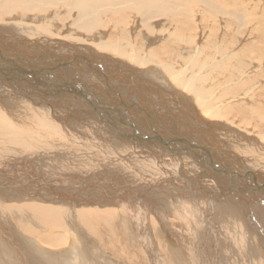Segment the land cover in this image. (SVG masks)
<instances>
[{
    "label": "bare ground",
    "instance_id": "obj_1",
    "mask_svg": "<svg viewBox=\"0 0 264 264\" xmlns=\"http://www.w3.org/2000/svg\"><path fill=\"white\" fill-rule=\"evenodd\" d=\"M202 4L201 0H0V157H23L26 161L23 160L21 170L31 169L32 172H36L40 168L52 169V172L53 170L56 174L61 172L70 179L72 178L70 174L77 176L75 183H81V185L86 182L90 184L92 180L99 184L113 181L115 176L119 177L120 174L124 176L123 168L119 167L121 162L127 161L131 169L140 160H145L143 165L141 161L139 162L141 172H146L142 176H140L141 173L139 175L143 182L137 181L134 186L138 190L142 185L147 187L141 189L151 197L149 210L133 208L134 205L129 200L135 196L129 193L132 188L130 185L131 188L126 187L120 192H112V189L108 190V188L100 190V188V192L89 189L87 192L84 191L86 194H82L84 189H81L82 191L78 193L79 198L76 199H85L80 204L87 207L89 205L90 208L84 207L76 213V218L86 228H89L93 236L106 234L108 238L109 235L116 243L115 249H111L115 253L118 251V257L120 253H123L128 260L131 258L133 261L142 262L145 257L134 244L136 239H134L133 232L135 231H132L130 227V218L127 213L131 214L136 224L144 225L146 224L144 219L147 222L152 219V224L149 223L153 229L154 235L152 236H155L156 241L159 240L160 247L164 249L166 264H188V257L184 255L186 254L184 252L189 250L188 244H185L187 250L183 251V249L180 250L179 239L162 242L161 232L164 230L160 231L162 226L157 228L154 221L164 224L173 232L178 231L177 227L181 225L189 232L196 231L203 237L206 233L208 234V231L201 228L202 225L200 226L199 222L201 215L210 212L211 220L208 224L212 227L210 229L214 234L220 235L218 236L219 248H222L220 251L226 254V260L229 261H226V264H264V130L258 133L255 130L257 126L254 124V121L259 125L264 124V111L250 102H248L250 107L246 103L243 104L249 109L240 105L236 111L223 102L215 105L216 101L212 102V99L221 98L218 97L221 92L213 93L214 90L216 91L213 84H216L217 80L209 79L207 74L203 75L204 78L197 76L204 66L200 67L201 64L196 61L194 62L199 67L196 68L195 75L201 78L202 82L194 77V74L186 80L177 74H173L177 76L173 78L174 80L170 76L166 79L167 83L172 79L176 83L174 88L178 91L179 88L182 91L186 89L188 91L186 95L191 96L185 102L180 101L182 97L177 100L173 94L166 91L171 87L164 86L162 81H158L159 83L153 81V75L161 73L162 69L166 73L171 72L169 65L167 67L162 64L164 67L161 69L150 66L154 63L152 62L153 56L156 57V61L157 56H160L157 52L159 49L148 52V49H138L143 48L141 44L133 45L132 38L136 37L140 31L141 36L151 41V34L160 31L159 35L161 33L165 35L166 29H169L166 26L175 22V26L180 25L178 29L184 34L176 31V33L170 32L169 36H176L174 39L178 40L175 41L177 42L176 47L173 45L175 51L171 53H178L183 57V54L188 53L187 47H184L185 43L194 40L188 33L193 30V24L196 26L198 23L199 29L203 30L201 29L204 25L203 15L200 14L199 22L194 21L195 5L199 10V5ZM199 12L202 13L201 10ZM183 25L185 28L182 30ZM223 26H225L224 23ZM138 28L141 30L138 31ZM228 31L230 33V29ZM212 35L214 34L211 33V38H213ZM161 37L158 42L162 40ZM138 39L137 41H140ZM209 40L211 39L207 41ZM143 41L145 39L140 43L144 44ZM155 41L150 43V46H153ZM159 43L162 45V42ZM209 45L212 47L211 42ZM168 47L162 48L165 55L170 54ZM143 50L145 51L142 53ZM226 53L218 48L214 49V52H209L210 55L208 54L205 62L209 63L208 61L217 55L233 62L235 57L232 55L229 57ZM173 64L171 63V66ZM219 64L221 63L218 62L217 69ZM192 68L195 70V67ZM212 69L215 70V68ZM150 78L152 81L149 80ZM155 80L157 81V78ZM249 82L250 80L245 81L243 86L249 88ZM226 83L229 84V82ZM224 91L230 93V90L224 89ZM47 103L53 104L52 109L54 110L60 109V106L66 109L61 108L63 112L57 114V118L54 119L55 111L51 114L53 110L51 107L50 109L46 107ZM195 108L200 112L197 110L195 112ZM251 120L254 124L252 129L249 123ZM142 156H152V159L148 157L143 159ZM9 162L0 164V170L5 172L0 174L6 175L12 170H17L15 167L9 170L6 167V163ZM12 163L18 162L15 160ZM12 163L9 164L12 165ZM134 168L138 170L136 166ZM98 170L103 171L102 173L110 171L114 177L106 179L104 175L108 173L102 175ZM28 173L27 171L26 175ZM87 174L102 176L97 177V180L79 177ZM134 176L133 178L137 177ZM9 177L0 178V222L1 219L14 220L18 227L29 234H34L38 226H42L43 229H60L67 225L65 220H68L66 215L68 209H61V203L53 206L41 203H30L21 207L9 206V202L15 198H11L10 190H8L10 195H7L8 191H5V187L10 185L9 183L16 184L10 182ZM26 178L29 179L30 176ZM69 178L66 180L68 181ZM124 178L127 177L124 176ZM122 180L123 178H120V183ZM57 182L60 181L57 180ZM162 184H165L164 187L173 188L178 197L177 202L168 200L169 198L161 193ZM44 188L36 191L42 193ZM172 188L168 193H172ZM59 191L57 189V193ZM45 192L48 197L49 192ZM39 199L42 202V199ZM78 205V202L74 204L75 207ZM74 206L71 204L70 207L74 208ZM138 215L142 218L137 217ZM150 215L152 218L149 219ZM214 223L220 229L213 228ZM12 230L15 228L12 227ZM57 231L47 232L49 234L43 235L42 239L53 247H60L71 237L73 239L68 249L65 251L62 249L61 260L55 261L50 258L45 260L50 261L47 264H118L110 260L109 254L89 255L81 250L84 247L79 245L73 235H68L67 232L66 237L64 234L56 233ZM73 232L76 233L74 230ZM82 235L80 234V239ZM210 236L213 237V233ZM146 237L144 239H147ZM38 243L40 244L39 241ZM193 244L198 245L197 255H195L198 260L197 264H209L206 242L203 241L200 244L192 241V246ZM6 250L5 246L0 245V264L12 263V257L9 256L11 254H7L9 251ZM31 250L34 251L33 248ZM54 252L57 251L50 250L46 252V256ZM30 255V253L26 254L28 258ZM123 256L122 258L125 259ZM193 259L192 257V261ZM152 260L160 264L156 254Z\"/></svg>",
    "mask_w": 264,
    "mask_h": 264
},
{
    "label": "rangeland",
    "instance_id": "obj_2",
    "mask_svg": "<svg viewBox=\"0 0 264 264\" xmlns=\"http://www.w3.org/2000/svg\"><path fill=\"white\" fill-rule=\"evenodd\" d=\"M202 2H203V4L202 5H199L200 7L198 8L199 10H201V12L202 13H200L199 12V10H197V8H196V5H195V11H196V16L194 15V21L195 22H199V19H201L200 18V14H202L203 15V19H202V21H203V23H204V25H203V27H201V29H203L202 31L199 29V27H198V23H196L197 25L195 26L194 24H193V30H191V32H188L189 34H191L190 36H192L193 38H194V40H193V42H191V41H187V44L185 43V46L184 47H187L186 49H187V52L189 53H185V54H183V57L182 56H179V54L178 53H171V52H173V51H175V48L174 47H176V44H177V42L175 43V41H178V40H176V39H174V38H176V36H169L170 35V32H173V33H181V34H184V32L183 31H181V30H179L178 28H179V26L180 25H178L177 24V26H175L176 25V23L175 22H173L171 25H167L166 27L167 28H169V29H166V33H165V35H164V33H161L160 35H159V32L160 31H156L153 35L151 34V36L150 37H152V40L151 41H148L145 37H143V36H141V34L140 33H142L140 30H141V28H138V31H140V33H138L137 35H139V36H137L136 35V37H135V41H134V37L132 38V40H133V45H135L136 46V44L138 43V45L139 44H141L142 46H143V48H138V49H148V52L150 51V50H152V51H157L158 49H159V51H157V52H159L158 54L160 55L159 57L157 56V61H156V57H154L153 56V61L152 62H154V63H151V65L150 66H155V67H157V68H163L162 67V64L163 65H166L167 67H168V65H169V68H171V72H173V73H166L165 71H163V69H162V72L161 73H158L157 75L155 74V75H153L154 77H152L154 80V82H157V83H159L158 81H162L163 82V85L165 86V85H167V87H171L170 89H166V91L167 92H169L170 94H173L176 98H177V100H180L181 99V97H182V99L180 100V101H182L183 100V102H185L186 100H187V98H191V96L189 95H186L187 94V90L186 89H183L184 91H182L181 90V88H179L180 90L178 91V89H176V88H174V86L176 85V83H174V81H172V79L173 78H176L177 76H179L180 78H183V79H185L186 80V78H190L191 76L190 75H192V76H194L195 74H196V71H197V69L196 68H198L199 66L200 67H202V66H204V69L202 70V72H200V73H198V75L197 76H201V77H203L204 78V76L207 74V76L209 75V79H211V78H213V80H217V83L215 84H213V82H212V84H213V87L216 89V91L214 90V94H218V91H219V93L221 92V94H220V96H218V97H221V98H217V97H214V98H216V99H212V102H214V101H216L215 102V105L216 104H218V103H220V102H223L224 104H227V106L228 107H230V108H233V109H235V111L236 110H238V108L240 107V105H243L244 103H246V105H249V107H250V103L252 104H255L254 106L255 107H257V106H259L260 108H262V110L264 111V0H205V2H206V4H205V2H204V0H201ZM210 1V2H209ZM189 2V1H188ZM207 3H211V4H209L210 5V7H209V5L207 4ZM207 5V7H205ZM214 7V9H213V7ZM212 7V8H211ZM216 8V9H215ZM205 9V10H204ZM209 9H211V11L209 10ZM213 9V10H212ZM220 12H219V11ZM216 11H217V14H216ZM228 11V12H227ZM214 12V13H213ZM225 13V15H224V13ZM206 13V14H205ZM199 14V15H198ZM207 14H209V16L207 15ZM227 14V15H226ZM230 14V15H229ZM216 15V16H215ZM227 16V17H226ZM231 16V17H230ZM217 17V18H216ZM228 17H230V19L228 18ZM233 17V18H232ZM235 17H237V18H235ZM214 18V19H213ZM235 18V19H234ZM242 18V19H241ZM244 18V19H243ZM210 19V20H209ZM211 19H212V21H211ZM240 19V20H239ZM223 20V21H222ZM224 20H225V22H224ZM227 20V21H226ZM245 20V21H244ZM204 21H206V22H204ZM230 21V22H229ZM211 22V23H210ZM232 22V23H231ZM214 23V24H213ZM223 23H224V25L225 26H223ZM234 23V24H233ZM246 23V24H245ZM219 24H221V26L219 25ZM227 24H228V27H227ZM233 26H231V25ZM209 25H210V27H209ZM238 25V26H237ZM249 25V26H248ZM226 27V28H225ZM185 28V26L183 25V27H182V30ZM196 28V29H195ZM233 28V29H232ZM237 28H239L240 30H238ZM171 29V30H170ZM230 29V33H229V30ZM165 30V29H164ZM168 30V31H167ZM199 30V31H198ZM226 30V31H225ZM235 30H238V31H235ZM176 31V32H175ZM198 31V32H197ZM209 31V32H208ZM235 31V32H234ZM158 32V33H157ZM161 32H164V31H162L161 30ZM169 32V33H168ZM228 32V33H227ZM238 32V33H237ZM168 33V34H167ZM211 33L212 34H214V35H212L213 36V38H211ZM224 33V34H223ZM232 33V34H231ZM242 33V34H241ZM187 34V33H186ZM157 35V36H156ZM194 35V36H193ZM221 35H223V36H221ZM231 35V36H230ZM162 36V37H161ZM216 36V37H215ZM236 36V37H235ZM138 37H139V39H140V41L141 40H144L145 39V41H143V43L144 44H142V43H140V41H137V39H138ZM160 37H161V39L162 40H159V42H162V45H161V43H159L158 42V39H160ZM173 37V38H172ZM186 37H188V36H186ZM186 37H183V38H185V39H187ZM210 37V38H209ZM234 37V38H233ZM208 40V39H211V40H209V41H207L206 39ZM222 38V39H221ZM226 38V39H225ZM230 38H231V40H230ZM138 39V40H139ZM203 39V40H202ZM215 39V40H214ZM154 40H156L155 42H154V44H153V46H150V43H152ZM197 40V41H196ZM233 40V41H232ZM170 41V42H169ZM171 41H173V42H171ZM230 41H232V42H230ZM134 42H136V43H134ZM210 42L212 43V47L209 45L210 44ZM156 43V44H155ZM169 43V44H168ZM234 44V45H233ZM173 45H175L174 47H173ZM206 45H208V46H206ZM149 46V47H148ZM159 46V47H158ZM169 46V47H168ZM213 46H217V47H213ZM168 47V49L170 50V54L169 55H165V53H163L164 52V49H166ZM195 47V48H194ZM162 48H164V49H162ZM193 48V49H192ZM208 48V49H207ZM217 48L221 51V52H228V53H226L227 55H229V57H231V55H232V57L234 56L235 57V60L233 61V62H229V60H227L226 58H224V57H222V56H219V55H217L214 59L212 58V60H210V61H208L209 63H207V62H205V60H206V58L208 59V57L207 56H209L210 54H209V52L210 53H212V52H214V49H216L217 50ZM161 49V50H160ZM196 49V50H195ZM199 49V50H198ZM190 50H191V52H190ZM203 50V51H202ZM208 50H210V51H208ZM213 50V51H212ZM228 50V51H227ZM145 50H143L142 51V53L144 52ZM151 51V52H152ZM168 51V50H167ZM198 51V52H197ZM147 52V53H148ZM150 52V53H151ZM195 52V53H194ZM218 52V51H217ZM246 52V53H245ZM163 53V54H162ZM194 53V54H193ZM204 53V54H203ZM231 53V54H230ZM140 54V53H139ZM178 54V55H177ZM209 54V55H208ZM219 54V53H218ZM186 55V56H185ZM187 55H188V57H187ZM198 55H200V56H198ZM202 55V56H201ZM177 56V57H176ZM194 56V57H193ZM171 57V58H170ZM174 57V58H173ZM181 57V58H180ZM185 57V58H184ZM190 57H192V58H190ZM236 57H237V59H236ZM245 57H247V58H245ZM159 58V59H158ZM162 58H164V60L162 59ZM166 58V59H165ZM177 58V59H176ZM187 58V59H186ZM197 58V59H196ZM204 58V59H203ZM172 61H171V60ZM184 59V60H183ZM202 59V60H201ZM218 59V60H217ZM225 59V61H223ZM167 60V61H166ZM215 60V61H214ZM220 60V61H219ZM222 60V61H221ZM164 61V62H163ZM174 61V62H173ZM194 61H196V62H199L201 65H199L198 66V64H196ZM179 62V63H178ZM189 62V63H188ZM193 62V63H192ZM205 62V63H204ZM218 62L219 63H221V65L219 66V68L217 69V67H218ZM224 62V63H223ZM156 63V65H154ZM165 63V64H164ZM171 63L174 65H172L171 66ZM178 63V64H177ZM212 63H214V64H212ZM236 63H238V64H236ZM241 63V64H240ZM183 64V65H182ZM185 64V65H184ZM177 65V66H176ZM189 65V66H188ZM194 65H196V66H194ZM217 65V66H216ZM222 65H223V67H222ZM171 66V67H170ZM187 66V67H186ZM211 68H210V67ZM232 66V67H231ZM192 67H195V70L192 68ZM208 67V68H207ZM176 70H175V69ZM207 68V69H206ZM212 68H215V70H213ZM178 70V71H177ZM183 70V71H182ZM186 71V72H185ZM205 71V72H204ZM216 71V72H215ZM175 72V73H174ZM176 72H179V73H176ZM192 72H194V73H192ZM246 72V73H245ZM165 73V74H164ZM187 73V74H186ZM214 73V74H213ZM230 73V74H229ZM234 74V75H232V74ZM170 74H172V76L170 75ZM173 74H177V76L176 75H173ZM194 74V75H193ZM241 74V75H240ZM244 74V75H243ZM159 75V76H158ZM160 75H162V76H160ZM165 75V76H164ZM185 75V76H184ZM187 75H189V76H187ZM204 75V76H203ZM229 75V76H228ZM168 76H170L172 79H171V82L170 81H168V83H167V81H166V79H167V77ZM175 76V77H174ZM230 76H232V77H230ZM243 76V77H242ZM245 76V77H244ZM249 76V77H248ZM157 78V81L155 80L156 78ZM194 77H196V75L194 76ZM233 77H235V78H233ZM240 77H242V78H240ZM197 78V77H196ZM216 78V79H215ZM164 79V80H163ZM200 82H202V79L200 78H197ZM205 79H207L206 77H205ZM228 79V80H227ZM150 81H152L151 80V78L149 79ZM174 80V79H173ZM250 80V85H249V88L248 87H246V86H243V84H245L244 82L245 81H249ZM166 81V82H165ZM233 81V82H232ZM226 82H229V84L228 83H226ZM208 83H210V82H208ZM235 84V85H234ZM204 85V84H203ZM218 85V86H217ZM216 86V87H215ZM234 86L235 88H232V87ZM223 87V88H222ZM231 87V88H230ZM241 87V88H240ZM219 88V89H218ZM206 89V88H205ZM224 89H227V90H230L229 92L230 93H226L225 91H224ZM169 90H171V91H169ZM177 90V91H176ZM232 90V91H231ZM234 90V91H233ZM174 92V93H173ZM182 93V94H181ZM233 93V94H232ZM226 94H227V96H226ZM231 94V95H230ZM235 94L237 95V96H235ZM186 97H185V96ZM224 95H225V97H226V99H225V97H224ZM234 95V96H233ZM240 97H239V96ZM184 96V97H183ZM230 96H233V97H230ZM231 98V99H229V98ZM240 99H239V98ZM249 97V98H248ZM179 98V99H178ZM228 98V99H227ZM242 98L244 99V100H242ZM247 98V99H246ZM193 100V99H192ZM196 100V99H195ZM220 100V101H219ZM170 101H172L171 99H170ZM219 101V102H218ZM239 101L241 102L240 104H239ZM244 101V102H243ZM231 102V103H230ZM248 102H250V103H248ZM189 103V102H188ZM234 103V104H233ZM181 104H183L184 105V103H182L181 102ZM237 104V105H236ZM239 104V105H238ZM262 104V105H261ZM229 105H231V106H229ZM246 105H243V106H245L244 108H247V109H249V107H247ZM52 106H53V104H46V107L48 108V109H50V107H51V109H52ZM242 106V107H243ZM263 106V107H262ZM196 107L199 109V106H197L196 105ZM60 109L62 108V109H66L64 106H60L59 107ZM60 109H57V110H54V109H52L53 111H52V113L51 114H53V112H54V119L55 118H57L56 116H58L57 114H59L60 112H63V111H61ZM198 109H196L195 108V112H196V110L197 111H199L200 112V110H198ZM60 110V111H59ZM56 114V115H55ZM240 115V114H239ZM249 116V115H248ZM249 123H251V125H250V128L252 129V127H253V125L255 124L257 127H256V131L258 132V133H260L262 130H264V124H262V125H259L256 121H254V124H252L253 123V120H251V121H249ZM95 143V142H94ZM95 145H97V143L95 144ZM144 154V153H143ZM111 158H112V156H110ZM144 157H148V158H151L152 156H142V158L144 159ZM18 158V159H17ZM0 157V164H3V163H5V162H9V163H12L13 161L15 162V160H16V162H18V163H16V164H13L12 163V165L11 164H9V163H6V167L9 169V170H12V168L13 167H15V168H17V170H12V171H14V172H10V173H7L6 175L5 174H0V176L1 177H3V178H5V177H9L11 180H10V182H13V183H16V184H11V183H9L10 185H8L7 187H5V191H8V190H10L11 191V193H10V191H8L7 192V195H12L11 196V198L13 199V198H15V200L13 199L12 201H10L9 202V206H12V205H14V206H17V207H21L22 205H25V204H30V203H41V204H49V205H51V206H53V205H57V204H60V208L61 209H63V210H67V217H68V220L66 221L65 220V222H67V225H65V227L69 230H67L65 227H60V229H53V228H44L43 229V227L42 226H38L36 229H35V233L36 234H38V235H36L35 233L34 234H29V233H25L20 227H18L17 225H16V223H15V221L14 220H9V219H7V220H2L1 219V224H0V233H1V235H0V245H1V247H4L5 246V250L6 251H9V253H7V254H11V255H9V256H11L12 257V263L11 264H20V263H22V261H24L22 264H24V263H26V264H32V262H33V264H35V262H36V264H47V262H50V261H45V260H48V259H52V260H55V261H59V260H61L60 258H61V254L63 253L62 251V249H64V251L66 250V249H68V247H69V244H70V241L73 239L72 237L70 238V240H68V241H66L65 242V244L64 245H62V246H60V247H53L52 245H48L45 241H44V239H42V236L43 235H45V234H49V233H53V232H55V231H57L56 233H59V234H64L66 237H67V232L69 233L68 235H73V237H75V239H76V241L77 242H79V245L81 246V247H84V249L83 248H81V250H84L85 252H87L89 255H93V254H109L110 256H111V261L113 260V262H118V264H131V262L133 263V264H158V263H156L154 260H152L153 259V257L155 256V254L157 255V257H158V259L160 260V264H161V262H162V264H166V262H165V258H166V254H165V252H163L164 251V249H162L161 247H160V245H159V240L158 241H156V239L154 238L155 236H152V235H154L153 234V229H151L152 228V225H150L149 223H151L152 224V219H150V218H152V215H150V217H149V219H150V221L149 222H147L144 218V221L146 222V224H136V222L134 221V219H133V217L131 216V214L130 213H127L128 214V216H129V218H130V220H129V223H130V227H131V229H132V231H135V232H133V234H134V239H136V240H138V241H134V244L136 245V247L138 248V249H140L141 250V252H142V254H143V256L145 257V260L144 261H142V262H138V261H133L131 258L128 260L127 259V256H123V253H120V257H118L119 255H118V251L115 253L113 250L115 249V247H116V243L113 241V240H111V238H110V236L108 235V238H107V236H106V234H102V235H97L96 237H95V235L93 236V234L90 232V230H89V228L87 227H85V225H83V224H81L78 220H77V218H76V213L77 212H79V211H81L82 209H84V207L86 208L87 206H83V205H81L80 203H82L85 199H83V200H78V199H76L79 195H78V193H80L83 189V193L82 194H86V193H84V191H88L89 189H93V190H98L99 191V189L100 190H104V189H106V188H108V190L109 189H112V192H120L121 190H124V188H126V187H130L131 189H130V194H132V196H135L133 199H131V200H129L134 206H133V208H135V209H148L149 210V207H150V205H151V203L149 202V201H151L150 199H151V197L150 196H148V194L146 193V192H144L141 188H147L145 185H142L141 187H140V189L138 190L137 188H136V186H134L135 185V183L138 181V182H143V179H140L141 177L140 176H142V175H144V173H146V172H144V171H142L141 172V167L139 166V165H141V164H139V162L141 161H139V162H137V164H135V165H133V167L130 169V167H129V164H128V162L126 161H124L123 163L121 162L119 165V167L121 168H123V175L124 176H126L127 178H124V176L122 177V174H120V178H123V180L121 181V183H120V178L119 177H117V176H115L114 177V174H112L110 171H106L108 174L107 175H104V177H106V179H111V176H113L114 177V180L113 181H108V182H100V184H101V186H100V184L97 182V181H94V180H92V183L90 182V184H89V182H86V183H84V184H82L81 185V183H75L76 181H75V178L77 177V176H75V175H71L70 174V176H72V178H73V180H72V178L70 179L67 175L65 176V174H63V173H61V172H57L58 174H56V172L53 170V172H52V169H48V170H44V169H39V170H36V172L35 171H33L34 173H36V174H34L33 172H32V170L31 169H26V170H21L20 168V166H22L23 165V160H24V162L26 161V159H24L23 157ZM22 158V159H21ZM6 159V160H5ZM8 159V160H7ZM152 159V158H151ZM19 160V161H18ZM33 160V159H32ZM35 160V159H34ZM36 161V160H35ZM145 161V160H144ZM143 160L141 161L142 162V165L146 162H144ZM34 162V161H33ZM140 162V163H141ZM126 163V164H125ZM9 164V165H8ZM18 164V165H17ZM127 165V166H126ZM11 166V167H10ZM18 166V167H17ZM134 166H136L137 168H138V170L136 169V168H134ZM35 169H37V165H35ZM126 168V169H125ZM132 169H133V171H132ZM139 169H140V171H139ZM135 170H136V172L138 173H136L135 172ZM29 172L28 173V175H26V172ZM47 171L49 172V173H47ZM51 171V172H50ZM98 171H100V170H98ZM126 171H128V172H126ZM139 171V172H138ZM3 171L2 170H0V173H2ZM39 172V173H38ZM44 172L46 173L45 175H44ZM55 172V173H54ZM103 172V171H102ZM101 171H100V173L103 175V174H105V173H102ZM3 173H5V172H3ZM14 173V174H13ZM19 173V174H18ZM25 173V174H24ZM31 173H32V175H31ZM42 173V174H41ZM53 173V174H52ZM60 173V174H59ZM93 173H95V172H93ZM125 173H127L126 175H125ZM140 173H141V175H140ZM10 174V175H9ZM17 174V175H16ZM48 174V175H47ZM50 174V175H49ZM63 174V175H62ZM110 174V175H109ZM129 174H130V176H129ZM14 175V176H13ZM25 175V176H24ZM57 175H59V176H57ZM102 175H92V174H87V175H84V176H79V177H83V178H85V179H87V177L88 178H95L96 180H97V177H99V176H102ZM134 175H136V176H134ZM140 175V176H139ZM17 176V177H16ZM19 176H21L20 178H19ZM28 176H30V178L28 179V178H26V177H28ZM33 176V177H32ZM37 176L39 177V178H37ZM49 176H52V177H49ZM60 176H61V178H60ZM107 176H109L108 178H107ZM133 176L134 177H136V178H133ZM0 177V178H1ZM12 177V178H11ZM23 177V178H22ZM35 177V178H34ZM56 177V178H55ZM69 178V180L67 181L66 179H68ZM103 177V178H104ZM14 178V179H13ZM33 178V179H32ZM51 178H53V179H51ZM163 178V177H162ZM21 179V180H20ZM23 179V180H22ZM26 179H27V181H26ZM35 179H38V180H36L35 181ZM42 179V180H41ZM63 181H62V180ZM98 179H102V178H98ZM117 179V180H116ZM129 179V180H128ZM14 180V181H13ZM17 180V181H16ZM19 180L21 181V184L19 183ZM33 180V181H32ZM41 180V181H40ZM47 180V181H46ZM57 180L58 181H60V182H57ZM22 181H24L25 183H23ZM38 181H40V183L38 182ZM48 181H49V183H48ZM85 181H88V180H85ZM94 181V182H93ZM115 181H116V183H115ZM125 181H126V184H124L125 183ZM161 181H163V179H161ZM35 182V183H34ZM69 182H71V183H69ZM128 182H130L129 184H127ZM37 184V185H35L34 186V184ZM48 183V184H47ZM54 185H53V184ZM74 183V184H73ZM103 183L106 185H103ZM107 183V184H106ZM23 184V185H22ZM30 184V185H29ZM31 184H32V186H31ZM42 184V185H41ZM47 184V185H46ZM50 184H52V185H50ZM89 184V185H88ZM92 184H93V186H92ZM109 184V185H108ZM118 184V185H117ZM16 185V186H15ZM20 185V186H19ZM59 187H58V186ZM60 185H62V186H60ZM78 185H80V186H82V187H80L79 188V186ZM111 185V186H110ZM130 185V186H129ZM165 186V184H162V187H163V191L161 192V193H164V195H166L169 199L168 200H170V201H176L177 202V199H178V197H176V192H174V190H173V188L170 186V188H169V186H167V187H164ZM13 186V187H12ZM22 186H24V187H22ZM30 186V187H29ZM36 186H41V187H36ZM47 186V187H46ZM50 186V187H49ZM56 186V187H55ZM88 188H87V187ZM90 186V187H89ZM100 186V187H99ZM112 186H114V187H112ZM122 186V187H121ZM12 187V188H11ZM18 189H17V188ZM19 187H20V189H19ZM44 188V191H42L43 190V188ZM48 187H49V189H48ZM86 187V188H85ZM96 187V188H95ZM97 187H98V189H97ZM119 187V188H118ZM8 188V189H7ZM15 188H16V190H15ZM29 188V189H28ZM30 188H31V190H30ZM34 188V189H33ZM62 188V189H61ZM172 188V193H168L169 192V189H171ZM40 189H42L41 191H42V193L41 192H39L40 191ZM46 189V190H45ZM51 189V190H50ZM53 189V190H52ZM57 189H58V191L61 193V195H60V193L58 192L57 193ZM63 189H65V190H63ZM67 189H68V191H67ZM82 189V190H81ZM134 191H133V190ZM137 189V190H136ZM15 191V192H13V191ZM19 190V191H18ZM20 190L22 191V192H20ZM36 190H39V191H36ZM56 190V191H55ZM63 190V191H62ZM76 190V191H75ZM142 190V191H141ZM34 193H33V192ZM45 191H47V192H49V193H47V195H49L48 197L46 196V192ZM51 191H52V194H51ZM74 191V192H73ZM97 191V192H98ZM165 191V192H164ZM30 192V193H29ZM44 192V193H43ZM73 194H72V193ZM100 192V191H99ZM8 193H10V194H8ZM38 193V194H37ZM40 193V194H39ZM54 193H56V194H54ZM69 193V194H68ZM76 194V195H75ZM116 194V193H115ZM20 195V196H19ZM26 195V196H25ZM30 195V196H29ZM33 195V196H32ZM58 195H59V197H60V202H59V197H58ZM71 195V196H70ZM109 195H111V194H109ZM140 195V196H139ZM131 196V197H132ZM173 196V197H172ZM38 197V198H37ZM55 197V198H54ZM65 197H67V199L65 198ZM146 197V198H145ZM172 197V198H171ZM20 198V199H19ZM39 198H41L42 199V202L40 201V199ZM61 198H62V200H61ZM79 198V197H78ZM139 198V199H138ZM174 198V199H173ZM16 199H18L17 201H16ZM23 199V200H22ZM47 199V200H46ZM56 199H57V201H56ZM65 199V200H64ZM173 199V200H172ZM19 200H21V201H23V202H18ZM75 200V201H74ZM87 200H89L88 198H87ZM139 200V201H138ZM141 200V201H140ZM149 203H148V202ZM49 202V203H48ZM78 202V206L77 207H75L74 206V204L76 205V203ZM143 203V205H141ZM71 204H72V206H74V208H72V207H70L71 206ZM84 204H87V203H84ZM145 205L147 206V207H145ZM81 206V207H80ZM139 206H140V208H139ZM142 206V207H141ZM83 207V208H82ZM88 208H90V206L88 205V207H87V209ZM71 209V210H70ZM73 209V210H72ZM141 212H142V210H140ZM149 215V214H148ZM210 215V216H209ZM140 216V217H139ZM137 217H139L140 219L142 218L141 217V215H138ZM73 218V219H72ZM211 218V214H210V212H207L206 214H204V215H201V221L203 220V222H199V225L201 226V228H205V230H207L208 231V234L206 233V235H204L203 237L201 236V234H199V233H197L196 231H192V232H189L188 231V229L187 228H185V227H183V226H181V225H177V226H175V227H177V228H179V230L178 231H176V232H173V230H171V229H169L168 227H166V226H164V224H161L160 222H158V221H154V223H156L157 224V228L159 227V228H161V226H162V228L160 229V231H162V229L165 231H162L161 232V234H162V242H165V241H176V240H180V244H181V247H180V250H182L183 249V251H185V250H187V248H186V245H187V247H188V249L189 250H187L186 252H184V253H186V254H184V255H186V257H188V264H197V262H198V260H197V258H196V256L195 255H197V249H198V245H196V246H194V244H193V246H192V241H195V242H198V243H200V244H202L203 243V241L204 242H206V249L208 250V255H209V257H208V259H207V261H209V264H226V254H225V252H221L220 250L222 249V248H219V243H218V236H220V235H218V234H214V232H212V227H210V224H208L209 223V221L211 220L210 219ZM142 219V220H143ZM177 220H179L178 218H176ZM9 220V221H8ZM173 221H175L176 222V220L175 219H172ZM68 221H70L69 223H68ZM208 221V222H207ZM74 222V223H73ZM71 223V224H70ZM202 223V224H201ZM207 223V224H206ZM8 224H10V225H8ZM73 224V225H72ZM132 224V225H131ZM78 225V226H77ZM150 225V226H149ZM161 225V226H160ZM81 226V227H80ZM83 226V227H82ZM140 226V227H139ZM3 227V228H2ZM12 227H14L15 228V230H12ZM136 227V228H135ZM143 227V228H142ZM183 227V228H182ZM209 227V228H208ZM214 227H216V228H218L219 226H216V224L214 223L213 224V228ZM71 228V229H70ZM141 229V231L144 233H142L141 231H140V229ZM176 228V229H177ZM211 228V229H210ZM2 229H4L3 231H2ZM6 229V230H5ZM65 229V230H64ZM84 229V230H83ZM145 229H147V230H145ZM151 229V230H150ZM210 231H209V230ZM218 229H220V228H218ZM8 230V231H7ZM52 230V231H51ZM62 232H60V231ZM73 230L76 232V233H74L73 232ZM80 230V231H79ZM89 230V231H88ZM169 230H170V232H169ZM46 231V232H45ZM50 231V232H49ZM82 231H84V232H82ZM223 231V230H222ZM3 232V233H2ZM9 232V233H8ZM18 232V233H17ZM21 232H22V234H21ZM38 232V233H37ZM47 232H49V233H47ZM137 232H139V233H137ZM149 232V233H148ZM183 232V233H182ZM12 233H14V234H12ZM66 233V234H65ZM83 234L82 235V237H81V239H80V234ZM135 233H136V235H135ZM212 233H213V237L212 236H210L209 237V235L211 234L212 235ZM19 234V235H18ZM86 234V235H85ZM141 234H143V236L141 235ZM164 234H166V235H164ZM178 234V235H177ZM182 234V235H181ZM187 234V235H186ZM191 234V235H190ZM10 235V236H9ZM25 235V236H24ZM77 235V236H76ZM16 236V237H15ZM18 236V237H17ZM36 236H38L37 238H36ZM88 236H89V238H88ZM142 236V237H141ZM147 236V237H146ZM176 236H177V238H176ZM193 236V237H192ZM6 237V238H5ZM9 237H10V239H9ZM14 239H13V238ZM105 237V238H104ZM147 238V239H144V238ZM166 237V238H165ZM168 237V238H167ZM184 237V238H183ZM1 238H2V240H1ZM5 238V239H4ZM18 238V239H17ZM34 238V239H33ZM104 238V239H103ZM149 238V239H148ZM170 238V239H169ZM213 238V239H212ZM216 238V239H215ZM85 239V240H84ZM102 239V240H101ZM107 239V240H106ZM141 239V240H140ZM175 239V240H174ZM185 239V240H184ZM215 239V240H214ZM11 240V241H10ZM18 240V241H17ZM31 240V241H30ZM42 240V241H41ZM81 240H83V241H81ZM90 241V242H88V241ZM147 241V242H145V241ZM188 240V241H187ZM224 240H226V239H224ZM5 241H6V243H5ZM16 241V242H15ZM38 241L40 242V244L38 243ZM97 241V242H96ZM107 241V242H106ZM167 241V242H168ZM185 241H186V243H185ZM209 241V242H208ZM211 241H212V243H211ZM13 242V243H12ZM18 242V243H17ZM21 242V243H20ZM83 242V243H82ZM140 242V243H139ZM217 242V243H216ZM11 243V244H10ZM16 243V244H15ZM82 243V244H81ZM147 243H149V244H147ZM190 243V244H189ZM7 244V245H6ZM17 244H18V246H17ZM23 244H25V245H23ZM89 244V245H88ZM100 244H101V246H100ZM151 244V245H150ZM186 244V245H185ZM197 244V243H196ZM15 245V246H14ZM45 245V246H44ZM65 245H67V246H65ZM86 245V246H85ZM97 247H96V246ZM151 247H150V246ZM153 245V246H152ZM208 245V246H207ZM25 246H27L28 247V249H27V247H25ZM42 246H44V247H42ZM158 246V247H157ZM184 246V247H183ZM218 246V247H217ZM14 249H13V248ZM46 247H48V248H46ZM51 247V248H50ZM66 247V248H65ZM89 247H91L90 249H89ZM211 247V249H209ZM217 247V248H216ZM21 248H23L24 250H25V252H23L24 250H22ZM31 248H33L34 249V251L33 250H31ZM44 248V249H43ZM100 248V249H99ZM111 248H113V250L111 249ZM13 249V250H12ZM88 249V250H87ZM93 249V250H92ZM100 251H99V250ZM145 249V250H144ZM20 250H22V251H20ZM57 251V252H54L53 254H50V255H48L49 256V258H48V256H46V252H48V251ZM60 250V251H59ZM69 250H70V248H69ZM87 250V251H86ZM105 250V251H104ZM160 250V251H159ZM210 250V251H209ZM14 251V252H13ZM149 251V252H148ZM191 251V253H189ZM194 251V252H193ZM214 251V252H213ZM135 252V251H134ZM149 254H148V253ZM17 253H19V255H17ZM29 253L31 254L30 255V258H28L27 256H26V254L27 255H29ZM37 253V254H36ZM42 254V255H41ZM44 254V255H43ZM190 254V255H189ZM212 254V255H211ZM216 254V255H215ZM223 254V256H221ZM13 255V256H12ZM24 255V256H23ZM40 255V256H39ZM51 255H52V257H51ZM55 255H56V257H55ZM58 255H59V257H58ZM153 255V256H152ZM199 255V254H198ZM219 255V256H218ZM19 256V257H18ZM22 256V257H21ZM41 256H42V258H41ZM45 256V257H44ZM122 256L125 258V259H123L122 258ZM213 256V257H212ZM217 256V257H216ZM225 256V257H224ZM27 259H26V258ZM118 259H117V258ZM192 257L194 258L193 260L194 261H192ZM21 258V259H20ZM34 258H36V259H34ZM43 258H45V259H43ZM147 258H149V259H147ZM196 258V259H195ZM34 259V260H33ZM38 259V260H37ZM127 259V260H126ZM224 259V260H223ZM41 260V261H40ZM163 260V261H162ZM223 260V261H222ZM7 261V260H6ZM40 261V262H39ZM44 261V262H43ZM124 261V262H123ZM9 262V261H8ZM20 262V263H19ZM38 262V263H37ZM46 262V263H45ZM52 262H54V261H52ZM154 262V263H153ZM214 262V263H213ZM216 262V263H215ZM227 262H229V261H227ZM205 263V262H204ZM203 264V263H202Z\"/></svg>",
    "mask_w": 264,
    "mask_h": 264
}]
</instances>
